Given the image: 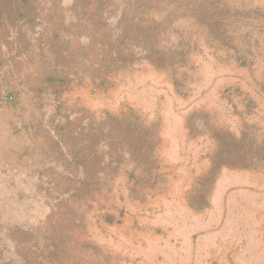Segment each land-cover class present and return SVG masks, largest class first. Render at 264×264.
<instances>
[{
  "label": "rangeland",
  "instance_id": "rangeland-1",
  "mask_svg": "<svg viewBox=\"0 0 264 264\" xmlns=\"http://www.w3.org/2000/svg\"><path fill=\"white\" fill-rule=\"evenodd\" d=\"M50 1L36 0L52 10L33 23L48 35L9 37L33 51L0 110V264H39L49 237L114 190L143 203L185 190L189 206L176 199L154 222L202 226L182 230L194 232L182 246L168 230L166 264L252 238L264 222V0ZM52 74L58 98L42 81Z\"/></svg>",
  "mask_w": 264,
  "mask_h": 264
},
{
  "label": "crops",
  "instance_id": "crops-1",
  "mask_svg": "<svg viewBox=\"0 0 264 264\" xmlns=\"http://www.w3.org/2000/svg\"><path fill=\"white\" fill-rule=\"evenodd\" d=\"M9 2L10 4L8 3L5 8L0 7V110L7 106L6 100L11 103V98H7L10 93L9 88L16 87V82L19 81V79L14 83L9 81L10 76L22 67L29 68V65L24 67L16 60L22 59L25 51L28 54L33 51V48L24 49L23 53L21 49L15 50L14 45L9 43L12 41L9 37L13 34L22 38L28 33L32 38L42 34L39 30H44L48 35V26L36 32L37 28L33 23H38L41 11L48 13L47 11L52 10L47 3H45V10L37 9L36 0H10ZM52 3L53 0L50 1V5ZM15 94L14 92L12 101L16 97ZM31 129L32 127L29 126L28 130ZM149 191L150 197L145 200L146 203H143L140 198L131 199L129 194L126 195L122 191L114 190L108 196L105 194L104 199L99 200L93 207L95 213L87 215L85 224L73 226L63 238H48L53 254L42 258L39 264H166L167 247L172 245L169 243L171 240L168 230H175L174 235L177 240H174V246L177 243L182 246L184 238H189L188 242L185 241L186 244H192L194 235L192 234L194 232L188 233L182 230H192L202 225L166 224L159 221L155 223V215L163 216L168 212L169 207L174 205L171 202L176 199L182 202V197L183 201L186 200L185 190H181L180 198H176V194L169 195L165 190L155 188ZM173 191L178 190L173 189ZM182 205L188 207V201L186 200ZM141 209H145L144 213L148 215L144 222H137L141 221V218L136 216V212L142 211ZM212 226L213 224H209L211 229ZM204 227L207 229L208 224L205 223ZM255 229L257 233H254L252 238H247L245 243L239 240L236 243L238 246L231 244L215 249L213 240L206 242L199 256L200 261L197 259L199 264H264V222L261 220ZM177 230H181L179 234L176 233ZM181 238L183 239L180 240Z\"/></svg>",
  "mask_w": 264,
  "mask_h": 264
},
{
  "label": "trees",
  "instance_id": "trees-1",
  "mask_svg": "<svg viewBox=\"0 0 264 264\" xmlns=\"http://www.w3.org/2000/svg\"><path fill=\"white\" fill-rule=\"evenodd\" d=\"M123 10V9H122ZM106 10H105V5L103 4V2L102 3H100L99 4V12H100V14L101 15H103V17H105L106 16V13L107 12H105ZM123 13V12H122ZM115 61V60H114ZM118 62H120L121 64H122V62L121 61H118ZM115 63H117L116 61H115ZM43 82H47L50 86H52V87H54L55 88V91H54V93L56 94V96H57V98H58V96H59V89H58V87H60L62 84H64L65 82H64V80L62 79V78H60V76H58V75H55V74H52V75H49L47 78H44L43 80H42ZM55 96V97H56ZM11 98V102L13 103V98L12 97H10ZM60 105H58L57 106V108L59 107ZM65 117H67L66 119L68 120V116H65ZM78 135V134H77ZM225 138H227V139H229V137H225ZM222 148H225V152L226 153H229L230 152V146H229V144H228V142H224V141H222V146H221ZM110 148V147H109ZM108 158V160H106V163L107 164H105V167H103V168H100L99 170V172L103 175V176H105V174L107 173V168L109 167H111V168H114V167H116V164L115 163H117L118 162V158H116L115 156H113V158H111L110 156L109 157H107ZM120 158H121V155H120ZM114 163V164H113ZM76 164H77V161H76ZM77 225L78 224H81V221L80 220H76V222H75Z\"/></svg>",
  "mask_w": 264,
  "mask_h": 264
}]
</instances>
